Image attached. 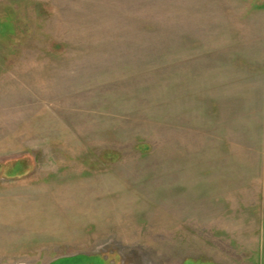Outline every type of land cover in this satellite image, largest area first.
<instances>
[{
	"label": "rangeland",
	"instance_id": "obj_1",
	"mask_svg": "<svg viewBox=\"0 0 264 264\" xmlns=\"http://www.w3.org/2000/svg\"><path fill=\"white\" fill-rule=\"evenodd\" d=\"M229 242L264 264V0H0V264Z\"/></svg>",
	"mask_w": 264,
	"mask_h": 264
},
{
	"label": "crops",
	"instance_id": "obj_2",
	"mask_svg": "<svg viewBox=\"0 0 264 264\" xmlns=\"http://www.w3.org/2000/svg\"><path fill=\"white\" fill-rule=\"evenodd\" d=\"M228 233V231H227ZM239 233V231L236 232L235 235L233 236H240L242 233L240 234H237ZM231 242L229 243H225L224 244V248L221 249L223 252H224V258L223 259H219L218 257L219 256H216V255H209V258L207 259V261L205 263L207 264H244V258L245 256L242 255V247H233L231 244ZM227 244L230 245V247H227ZM235 248V249H233ZM217 250V249H216ZM214 250V251H216ZM220 249L218 248L217 251H219ZM209 252H211V248H209ZM236 257V258H234ZM191 259L193 261H191L189 264H199L201 262H197L195 258H193V256H186L184 257L180 262H178L177 264H182L183 260L185 259ZM235 259H239V260H235ZM188 264V263H186ZM203 264V263H202Z\"/></svg>",
	"mask_w": 264,
	"mask_h": 264
}]
</instances>
